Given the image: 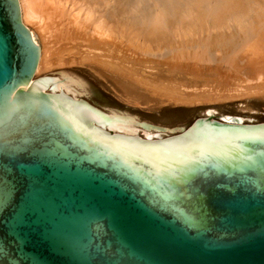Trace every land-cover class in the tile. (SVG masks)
<instances>
[{"label": "water", "instance_id": "1", "mask_svg": "<svg viewBox=\"0 0 264 264\" xmlns=\"http://www.w3.org/2000/svg\"><path fill=\"white\" fill-rule=\"evenodd\" d=\"M39 53L0 0V264H264V122L107 133Z\"/></svg>", "mask_w": 264, "mask_h": 264}, {"label": "bare ground", "instance_id": "2", "mask_svg": "<svg viewBox=\"0 0 264 264\" xmlns=\"http://www.w3.org/2000/svg\"><path fill=\"white\" fill-rule=\"evenodd\" d=\"M18 3L21 21L40 50L33 79L52 77V83L43 91L64 94L94 107V111L85 112L92 125L107 133L156 141L164 140L166 131L132 113L103 109L89 102L85 98L86 83L66 67H90L100 77L114 80V89L121 100L149 109L249 98L264 100V0H18ZM158 52H166L167 56L162 58L172 61L174 66L168 69L165 66L166 71H162L161 63L151 62V55ZM241 55L247 56L245 62L252 68L251 73L249 69L241 74L231 69L238 68ZM144 56H150L149 60L141 58ZM189 60L213 63V67L217 66L214 62H220L219 68L223 62L243 77L225 91L208 83L190 86L185 80L180 82L179 78L184 76L176 71V64ZM243 65L241 62L242 70H246L248 66ZM56 71L58 74H54ZM214 114L217 113L210 110L205 115ZM221 117L230 125L245 123L239 116ZM171 137L174 136L165 139Z\"/></svg>", "mask_w": 264, "mask_h": 264}, {"label": "rangeland", "instance_id": "3", "mask_svg": "<svg viewBox=\"0 0 264 264\" xmlns=\"http://www.w3.org/2000/svg\"><path fill=\"white\" fill-rule=\"evenodd\" d=\"M133 52H134V50H133ZM158 53L152 54L151 57L149 56L150 59L152 58L150 60L151 62L161 63V70L164 69L165 66L167 67L166 69H168L170 66L171 67L174 66V64H172V61L171 62H169V60L165 61L166 58H162V55H163V57H164V55L167 56L166 52H163V54L161 52L159 54ZM245 56L246 55H241L240 60L238 61L237 65H238V68H240V71H238L239 70L238 68H236V69L231 68V69L239 72V74H241V72H243V71L246 73L249 71L248 73H251L252 68L249 69L248 64H246L245 60H246L247 56L246 57ZM145 57L146 56H144V58L143 57H141V58L145 59ZM147 57H146V59L149 60V57L148 58ZM159 57L162 59L159 60L158 59ZM218 57H219V55H218ZM220 58H221V55H220ZM216 59L218 61L220 60L218 58H216ZM166 62H167V65H166ZM241 62H242V65L245 64L242 66L243 68L248 66V68H245L246 70H242V68L240 66ZM222 63L223 62H221V66L219 68L218 65H220V62H219V64L217 62L216 63L214 62V64H217V66L215 65L216 67H213L214 66L213 63H211L210 64L211 66H210L209 62L205 63L202 61V62L197 63L196 61L194 62L192 60L191 61L189 60L188 62L187 61L184 62V64L183 63L176 64L178 66V68H176V71L179 72V76H184L182 79H181V77L180 78L178 77L181 80V81L179 80L180 82H184V80H185L186 84H188L190 86H195V87L196 86L202 87L203 85L210 84L209 86H211V87H216L220 90L225 91V90H228V89L236 86L239 83L240 78H242L243 76H241V75L238 76L239 74L236 75L237 73H234L231 69H229V67H231V66H229V64H226V63L222 64ZM194 66H197L198 68H194ZM199 67H203V68L199 69ZM250 67H251V65H250ZM66 69L71 74L76 75L77 77H79L80 79H82L86 83V85H87V96L85 98L89 102H91V103H93V104H95V105H97L103 109H118L121 111L132 113L133 115H137L138 117H140V119L143 121L150 122L154 125H157V126L164 128L165 131H173V130H177L180 126L189 125L194 119L199 117L202 114V112L204 114H208V111H210V110H214L220 116L221 115H233V116L242 117L244 120H251L253 122H264V100H262L260 98H254V99L249 98V99H244L242 101H236V102L206 104V105H197V106H185V105H177V106L166 105L165 106V105H163L160 107H156L155 109H149L146 106L130 105V104L126 103L125 101L121 100L118 97L119 95L117 94V91H115V89H114V87H115L114 80H111V79L106 80V79L100 77L95 71H93V69H90V67H88V66L85 67V66H78L77 65V66H72V67H66ZM203 69H204V71H203ZM210 70H212V71H210ZM162 71H166V70L164 69ZM220 71L222 72V75H221ZM224 71L225 72L227 71V73H225ZM228 71H230L231 74L228 73ZM211 72H214V73H211ZM54 74H58V71L54 72ZM208 74H211L212 76L209 75L210 77L207 78ZM212 78H214V79H212ZM219 79H220V81H219ZM232 79H233V81H232ZM199 82H200V84H199ZM210 82H212V83H210ZM229 83L231 84V86ZM118 89H120V87H118ZM211 105H214V106H211Z\"/></svg>", "mask_w": 264, "mask_h": 264}]
</instances>
